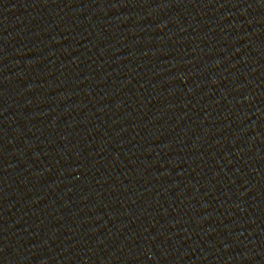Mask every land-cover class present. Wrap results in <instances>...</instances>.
<instances>
[{
	"label": "water",
	"instance_id": "1",
	"mask_svg": "<svg viewBox=\"0 0 264 264\" xmlns=\"http://www.w3.org/2000/svg\"><path fill=\"white\" fill-rule=\"evenodd\" d=\"M0 264H264V0H0Z\"/></svg>",
	"mask_w": 264,
	"mask_h": 264
}]
</instances>
